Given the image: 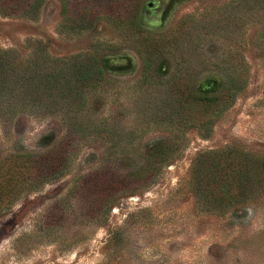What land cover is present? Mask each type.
<instances>
[{"label": "rangeland", "instance_id": "374dc122", "mask_svg": "<svg viewBox=\"0 0 264 264\" xmlns=\"http://www.w3.org/2000/svg\"><path fill=\"white\" fill-rule=\"evenodd\" d=\"M150 1L0 0L22 83L83 96L1 105L0 164L53 150L63 173L0 212V264H264V191L213 209L193 173L209 150L264 157V0Z\"/></svg>", "mask_w": 264, "mask_h": 264}, {"label": "trees", "instance_id": "16d2710c", "mask_svg": "<svg viewBox=\"0 0 264 264\" xmlns=\"http://www.w3.org/2000/svg\"><path fill=\"white\" fill-rule=\"evenodd\" d=\"M15 1L18 11L26 15L36 10L42 0H39V3L37 0H19L18 3V0ZM7 3L5 2L9 7ZM12 60L11 52L0 47L1 118H10L11 114L19 112L13 107L14 102L31 100L32 107L35 105L39 110L40 103L47 98L50 102H47L49 106L56 102L58 96L71 102L83 101L82 94L77 92L55 90L50 75L40 76L31 82L26 81L27 84L22 83L23 76L19 69L13 66ZM28 84H30L29 91L19 92L20 85ZM8 100H12V104L5 109L1 105ZM38 110L32 111L39 113ZM29 111L31 110H23V112ZM55 156L53 150L39 155L29 153L23 158V165L17 164L18 157H16L8 170L0 164V212L7 207L14 195L22 191L21 189L57 178L63 173V166L58 165ZM193 170L195 189L199 198L206 200L207 206L213 209L224 207L234 201L247 200L255 191H264V157H257L240 149L228 148L203 152L196 157ZM104 205L101 204V209Z\"/></svg>", "mask_w": 264, "mask_h": 264}, {"label": "flooded vegetation", "instance_id": "af4514ba", "mask_svg": "<svg viewBox=\"0 0 264 264\" xmlns=\"http://www.w3.org/2000/svg\"><path fill=\"white\" fill-rule=\"evenodd\" d=\"M147 7H148L149 10H151L153 12L156 11V10H158V8H157L158 7L157 6V2L155 0L150 1L148 3ZM207 85H208V87H210L211 86V83L209 82Z\"/></svg>", "mask_w": 264, "mask_h": 264}]
</instances>
